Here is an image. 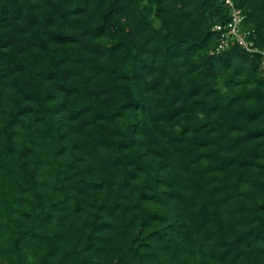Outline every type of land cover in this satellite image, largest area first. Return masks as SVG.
I'll return each mask as SVG.
<instances>
[{"label": "trees", "instance_id": "1", "mask_svg": "<svg viewBox=\"0 0 264 264\" xmlns=\"http://www.w3.org/2000/svg\"><path fill=\"white\" fill-rule=\"evenodd\" d=\"M231 1L264 49V0ZM228 20L0 0V264H264V67L211 53Z\"/></svg>", "mask_w": 264, "mask_h": 264}, {"label": "built area", "instance_id": "2", "mask_svg": "<svg viewBox=\"0 0 264 264\" xmlns=\"http://www.w3.org/2000/svg\"><path fill=\"white\" fill-rule=\"evenodd\" d=\"M229 8V20L226 24H215L212 30L219 33L216 46L211 53H219L230 45L238 44L249 53H259L261 55L260 66L264 67V49H258L254 42L246 38L249 32L243 31L241 24L243 15L239 8L234 7L231 0H223ZM253 31H251L252 33Z\"/></svg>", "mask_w": 264, "mask_h": 264}]
</instances>
